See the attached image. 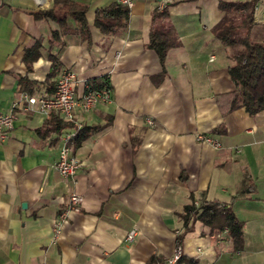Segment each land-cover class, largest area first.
<instances>
[{"label":"crops","instance_id":"1","mask_svg":"<svg viewBox=\"0 0 264 264\" xmlns=\"http://www.w3.org/2000/svg\"><path fill=\"white\" fill-rule=\"evenodd\" d=\"M73 1L88 5L90 38L69 34L62 48L51 49L56 24L33 18L51 0L44 7L0 0V114L29 89L53 93L44 84L49 52L61 71L74 73L76 98L94 80L107 79L111 89L109 102L73 112L75 127L103 130L71 150L81 166L68 179L54 165L73 132L55 131L50 113L15 112L13 129L0 140V264H147L153 256L165 262L180 236L185 260L178 264H264V111L223 114L217 104L235 86L228 50L212 29L224 16L219 3L233 0H131L126 28L108 36L93 27L94 14L117 0ZM257 9L251 38L264 43V0ZM154 11L168 13L160 25L178 43L162 63L147 47ZM39 39L40 56L27 73L23 57ZM243 178L247 187L237 197ZM71 194L82 196L80 211H70L55 236ZM192 197L231 208L242 224L238 249L225 230L217 234L198 221L183 231L180 215Z\"/></svg>","mask_w":264,"mask_h":264},{"label":"trees","instance_id":"2","mask_svg":"<svg viewBox=\"0 0 264 264\" xmlns=\"http://www.w3.org/2000/svg\"><path fill=\"white\" fill-rule=\"evenodd\" d=\"M261 1L233 0L219 3L224 16L213 27L212 35L223 48L228 50L232 63L228 68V74L235 86L234 91L217 98V104L223 114L241 108L251 116L264 111V43L255 42L251 38L256 25L255 9ZM87 11L88 5L85 3L73 0H51L47 8L34 12L33 18L35 21H51L56 24V29L50 33L48 44L51 49L54 45L62 48L66 35L74 34L81 40L90 38V29L86 21ZM167 18L166 11L153 12L147 44L148 48L156 52L161 63L164 62L167 52L178 45L170 33L160 25ZM128 19L129 8L116 2L95 11L93 27L102 35H114L126 28ZM70 23L73 24V30L70 28ZM42 46L43 40L39 39L31 49L25 52L23 62L27 73L32 72V63L40 56ZM230 49L235 51L230 53ZM47 59L51 66L44 84L54 91L56 80L62 70L61 63L57 54L49 52ZM88 86L92 91L110 88L105 78L91 81ZM28 93L31 94L32 89H29ZM50 117L48 124L52 125L59 134L67 128L73 132L68 145L71 150L79 147L93 134L103 130V127L77 128L71 121L59 119L52 112ZM240 187L242 191L237 194V197H240L247 187L245 178L241 181ZM180 218L184 232L190 231L192 225L198 221L217 234L226 230V235L231 239L234 249H238L241 244L242 224L227 205L207 202L204 199L197 203L192 197ZM178 244L181 246V236L178 238ZM182 260H185L183 256L176 264ZM147 264H165V262L153 256Z\"/></svg>","mask_w":264,"mask_h":264},{"label":"built area","instance_id":"3","mask_svg":"<svg viewBox=\"0 0 264 264\" xmlns=\"http://www.w3.org/2000/svg\"><path fill=\"white\" fill-rule=\"evenodd\" d=\"M37 5L44 7L49 0H34ZM118 3L132 7L131 0H117ZM255 9V16L257 13ZM75 75L71 71L63 70L60 72L54 87V91L50 96L29 95L26 93L21 94L19 100L12 105L11 110L7 113L0 114V140L6 139L8 133L13 129L16 120L15 112L38 110L45 114L56 113L61 115L66 121H72L73 112L79 108L83 112L92 110L98 102H109L111 100V89L105 88L101 91H92L89 86H86L84 95L78 99L73 92V84ZM147 123L152 125L153 122L148 120ZM196 140L212 146L214 149H219L220 144L211 137L204 135H196ZM80 162L71 155V149L62 147L59 152L58 159L54 165L55 171L64 179L72 178L75 176L77 170L80 168ZM83 198L77 194H71L68 198V210L62 212L55 220L53 225V232L58 236L62 224L65 222L67 214L70 211L79 212ZM224 233H227L225 230ZM135 237V230L127 233L126 241L131 243ZM264 249V246H262ZM182 257V248L176 242L174 254L171 258L165 261V264H176Z\"/></svg>","mask_w":264,"mask_h":264},{"label":"rangeland","instance_id":"4","mask_svg":"<svg viewBox=\"0 0 264 264\" xmlns=\"http://www.w3.org/2000/svg\"><path fill=\"white\" fill-rule=\"evenodd\" d=\"M233 51H235V49H230V53L233 52Z\"/></svg>","mask_w":264,"mask_h":264},{"label":"bare ground","instance_id":"5","mask_svg":"<svg viewBox=\"0 0 264 264\" xmlns=\"http://www.w3.org/2000/svg\"><path fill=\"white\" fill-rule=\"evenodd\" d=\"M63 147H68V146L65 145V146H63ZM68 148H69V147H68Z\"/></svg>","mask_w":264,"mask_h":264},{"label":"water","instance_id":"6","mask_svg":"<svg viewBox=\"0 0 264 264\" xmlns=\"http://www.w3.org/2000/svg\"><path fill=\"white\" fill-rule=\"evenodd\" d=\"M24 206V205H23Z\"/></svg>","mask_w":264,"mask_h":264}]
</instances>
